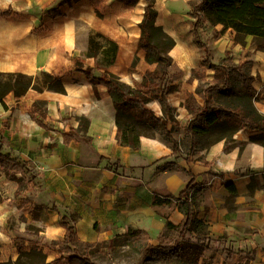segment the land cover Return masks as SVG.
<instances>
[{"label":"crops","instance_id":"obj_1","mask_svg":"<svg viewBox=\"0 0 264 264\" xmlns=\"http://www.w3.org/2000/svg\"><path fill=\"white\" fill-rule=\"evenodd\" d=\"M35 1L0 0V72L35 75L46 71L61 77L65 89L60 93L30 88L19 98L9 93L3 99L4 105L0 103V142L13 156L27 162L40 180L34 203H54L73 214L76 234L82 241L96 242L141 229L156 243L165 228L163 212L175 225L183 222L184 215L177 207L153 206L154 194L177 197L192 174L198 184L190 197L196 216L207 224L210 237L220 249L213 264H264V140L250 139L258 132L238 129L207 139L197 134L191 154L189 135L184 149L172 134L179 148L174 154L170 142L158 133H140L137 149L119 144L116 110L106 87L92 85L73 69L85 46H77V28L94 29L116 42L117 60L109 71L130 83L132 77L139 78L153 68L144 60V52L137 49L139 22L129 27V19L122 16L111 21L97 17L94 0H71L74 3L67 11L55 8L57 16L44 12L50 7L39 11L43 6L33 5ZM103 1L109 9L115 3L121 5L115 0ZM7 10L9 15L2 16ZM217 31L220 34L214 43L223 41V53L229 50L234 62L244 61L246 50L251 52V74L255 77L252 86L259 99L258 110L264 113V51L233 45L228 29ZM134 56L138 58L135 72L129 73L127 68ZM82 63L100 74L92 57ZM169 72L172 75L171 67ZM197 79L191 75L188 85L172 80L177 86L173 92L180 89L182 98L177 105L168 101L170 107H184L181 101L186 92L195 91ZM35 100L45 102L43 123L49 128L40 126L29 115ZM148 109L155 115L162 114L157 100ZM78 117L87 119L84 133L90 141L72 138L65 143L63 133L77 128ZM39 222L50 241L62 238L64 229L57 224L55 210L41 209ZM247 255L249 261H245Z\"/></svg>","mask_w":264,"mask_h":264},{"label":"trees","instance_id":"obj_2","mask_svg":"<svg viewBox=\"0 0 264 264\" xmlns=\"http://www.w3.org/2000/svg\"><path fill=\"white\" fill-rule=\"evenodd\" d=\"M115 1L125 8H132L140 0ZM143 1L145 4L142 18L138 23L140 34L137 49L144 52V60L153 68L141 74L140 80L136 82L132 90L117 75L109 71V67L117 60L119 48L114 40L99 31L87 34L85 46L81 49L80 58L75 61L73 69L82 73L92 85L100 84L106 87L116 110V139L119 144L132 149L139 147L140 132L133 125L121 121L123 117H131L135 122L147 123L157 130L160 136L170 142L174 154L179 151L178 142L172 136L177 120L172 115L174 109L170 107L167 95L177 89V86L172 84V75L169 72L172 58L168 54L175 45V40L165 33L161 26L155 24L157 11L153 7V1ZM44 12H49L54 16L58 15L55 8ZM202 12H207L215 23L221 24L222 31L228 29L233 45L240 44L242 47L248 45L254 47L255 51H264V0H197L191 6L189 14L194 18L191 22L194 42L204 53L199 61L202 68L193 70V75L204 79L207 69L211 70L213 75L206 85H198L193 93H185L183 106L189 116L183 124V132L191 137L189 154L194 150L195 135L206 134L217 127L224 129L225 133L238 129L255 130L258 133L251 135L250 139L262 142L264 140V113L254 105L256 90L252 86L255 77L251 74L253 64L250 58L251 52L246 50L245 60L234 62L230 51L225 50L223 56L219 57L216 62H212L207 57L209 48L198 32ZM1 15L7 16L9 11ZM219 34L220 31L215 30L214 39ZM87 57L94 59V67L101 71L100 74H95L89 66H83L82 60ZM137 61V56H134L127 68L129 73L135 72ZM30 88L36 91L65 92L61 77L46 71L41 70L35 75L0 72V103L3 105V99L7 94L11 93L15 98H19ZM151 100H157L160 103L161 115H155L151 109L146 108V104ZM29 115L40 126L49 128L43 123L46 117L44 101L35 100L30 106ZM77 119L79 121L77 128L70 129L67 134L63 133L65 143L72 138H79L84 142L90 141L84 133L88 123L87 119L83 117ZM0 169L7 179L14 180L19 187L25 180H35L40 187L37 174H34L27 162L13 156L1 142ZM197 186L191 174V179L177 197L167 196L166 198L154 194L153 206L167 205L169 209L177 207L184 215L183 222L175 225L168 219V213L163 212L166 218L165 228L158 234L156 243H152L149 234L141 229L128 230L124 234L96 242L82 241L76 234L74 215L54 203H33L29 211L35 220L39 219V212L43 208L57 212V224L64 229V234L61 239L52 240L50 244L59 248L66 264H96L91 260L94 253L104 249L100 253L111 257L112 252L123 245L129 246L138 253L137 264H143L149 257L161 262L176 261L179 264H213V255L206 257L204 251L209 248L210 243H215V240L210 237L207 224L197 218V211L190 199ZM251 188L252 181L248 184L249 193H251ZM232 191L235 192V190ZM180 198L183 200L175 204V201ZM2 201L0 200V203ZM22 203H27V201L22 200ZM16 248L19 252L16 264H22L18 261L21 255L26 254V250L22 244H17ZM250 259L251 257L247 255L245 261ZM0 264L6 263L0 262Z\"/></svg>","mask_w":264,"mask_h":264},{"label":"rangeland","instance_id":"obj_3","mask_svg":"<svg viewBox=\"0 0 264 264\" xmlns=\"http://www.w3.org/2000/svg\"><path fill=\"white\" fill-rule=\"evenodd\" d=\"M16 1L23 2V0ZM152 1L153 7L158 12L155 24L161 26L162 30L175 40V45L168 52V54L173 56V61L170 65L172 80L178 85H188L191 83V75L195 76L193 75V70H199L201 68L199 61L204 56V53L194 42L192 34L191 22L194 18L189 14V10L193 4L185 0ZM35 2H33V5L43 6L42 9H38L39 11H44L49 7L57 8L60 11H67L68 8H71L70 4L74 3L71 0H51L49 4H47V0H36ZM144 4L145 2L140 0L133 8H125L122 4L118 5V3H115L109 9V7L105 8L107 7V2L104 3L103 0H94L93 8L94 14L97 17L102 18L105 16L111 21L115 16H122L129 19V27H132L133 24L136 23L137 25L141 20ZM104 12L106 13L103 14ZM201 15L202 18L198 32L203 42L209 48L207 57L212 62H216L219 57L224 55L225 43L223 41L214 43L213 37L214 31L218 28L221 29V27L214 22L213 18L207 12H202ZM125 27L127 28V26ZM94 31L91 28H77V46L83 47L87 34ZM122 58L125 59L123 53ZM212 75L213 73L207 70L204 79H197V85H206L211 80ZM138 80H140V77H136V79L132 77L130 83H126L130 90L135 87ZM180 91L179 89L167 95L170 104H178L182 98ZM154 101L156 100L148 102L146 107H152ZM258 101L259 99L256 94L254 105L257 109L261 108ZM182 103L181 101V105ZM172 115L177 119L172 134L175 138L179 139L180 145L186 149L189 143V137L183 132V124L189 114L183 107L182 109H174ZM121 121L133 125L140 133L146 135L158 133L157 130L147 123H137L131 117H123ZM224 131V129L217 127L206 134L198 135L205 139L217 138L221 133H225ZM38 188L39 186L35 180H25L22 186L19 187L14 180L7 179L0 169V200H3L0 203V262L16 264L19 256L16 245L22 244L26 250V254L21 255L18 261L22 264H66L65 259H62L59 248L50 244L51 241L46 236L45 231H43L44 228L39 222V219H33L29 211L34 203V197L37 195ZM22 200H26L27 203H22ZM103 250L101 249V251L91 256V260L96 264H137L138 253L127 245L117 247L112 252L111 257L102 255L100 252ZM217 252L220 253V249L212 242L209 248L204 251V255L210 254L215 257V253ZM143 264L179 263L176 261L161 262L149 257Z\"/></svg>","mask_w":264,"mask_h":264}]
</instances>
